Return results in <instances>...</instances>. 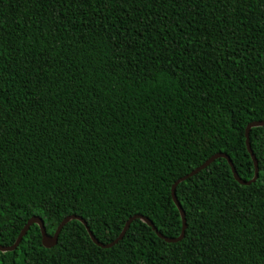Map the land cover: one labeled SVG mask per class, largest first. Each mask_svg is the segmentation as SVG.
<instances>
[{"label":"trees","instance_id":"obj_1","mask_svg":"<svg viewBox=\"0 0 264 264\" xmlns=\"http://www.w3.org/2000/svg\"><path fill=\"white\" fill-rule=\"evenodd\" d=\"M252 121L264 0H0V245L33 215L176 238L171 185L217 152L249 180ZM248 143L253 182L218 157L175 186L178 241L32 224L0 264H264V125Z\"/></svg>","mask_w":264,"mask_h":264},{"label":"water","instance_id":"obj_2","mask_svg":"<svg viewBox=\"0 0 264 264\" xmlns=\"http://www.w3.org/2000/svg\"><path fill=\"white\" fill-rule=\"evenodd\" d=\"M262 125H264V121H252V122H250V123H248L246 125L245 130H244L246 150H247V152L250 155V159H251L252 165H253V176L249 180L245 181V180L240 179L237 176V174L235 172V169L232 166V163H231L230 159L228 158V156L226 154L222 153V152H217V153H214L211 156H209L206 160H204L200 165H198L197 167H195L194 169H192L190 172H188L187 174H185V175L177 178L173 182V184L171 185V188H170V195H171L172 202L175 205V207H176V209L178 211L180 220H181L180 233H179V235L176 238H166V237H164L161 233H159L157 231V229L153 226L152 222L148 218H146L145 216L139 215V214H135V215L127 218V220L124 222V225H123L122 229L120 230L119 234L117 235V237L114 240H112L111 242L106 243V244H102V243H100V242L97 241V239L92 235L91 231L87 227L85 221L81 217H79V216H76V215H68V216H65L58 223V225L56 226V228L53 231V233L52 234H47L45 232V229H44L43 222H42L41 218L39 216L33 215V216H31L30 218H28L26 220V222L24 223V225L20 229L18 235L16 236L14 242L10 246L0 245V252H6V251L13 250L18 245L21 237L26 233V231L28 230L29 226L32 225V224L37 225V227L39 229V233H40V243H41V245L44 248H49V247H51V246H53V245L56 244V242H57V236H58V233H59L60 229L62 228V226L66 222H68L71 219H74V220L79 221L84 226V229H85L86 233L88 234L90 240L93 243H95L96 245H98L99 247H109L112 244L116 243L117 240H119L123 236L124 232L126 231V229L129 226L130 222L132 220H134V219H138L141 222H143L144 224H146L147 226H149L151 228V230L155 233V235L158 238L163 239L166 242H175V241H178L183 236V232H184V229H185V219H184V213H183V211H182V209H181V207L179 205V202L177 201V199L175 197V192H174L175 186L179 182H181L184 179H186L187 177H190V176L194 175L195 173H197L198 171H200L201 169H203L204 167H206L209 163H211L214 159H216L218 157L224 158L226 160V162H227V164L229 166L230 172L232 174V177L234 178V180L236 182H238L239 184H243V185H246V184H249L250 182H253L256 179V177H257V167H256V160H255L254 156L251 153V150H250V147H249V143H248V130L251 127H257V126H262Z\"/></svg>","mask_w":264,"mask_h":264}]
</instances>
